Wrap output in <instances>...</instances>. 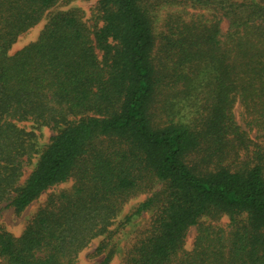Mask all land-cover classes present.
I'll return each instance as SVG.
<instances>
[{
    "label": "trees",
    "instance_id": "1",
    "mask_svg": "<svg viewBox=\"0 0 264 264\" xmlns=\"http://www.w3.org/2000/svg\"><path fill=\"white\" fill-rule=\"evenodd\" d=\"M60 1L0 0V203L19 215L74 182L18 237L0 230L3 264H76L97 238L108 264L115 218L156 183L124 219L150 214L121 264H264V145L232 113L239 100L264 132V0H98L92 32L73 10L47 14ZM175 4L210 18L168 16L156 34L157 8ZM44 17L37 38L12 52ZM21 122L54 134L38 147ZM224 215L227 235L201 222Z\"/></svg>",
    "mask_w": 264,
    "mask_h": 264
},
{
    "label": "rangeland",
    "instance_id": "2",
    "mask_svg": "<svg viewBox=\"0 0 264 264\" xmlns=\"http://www.w3.org/2000/svg\"><path fill=\"white\" fill-rule=\"evenodd\" d=\"M240 1V0H237ZM97 3L98 0H61L55 7L50 9L47 14L63 11H75L81 18L87 29L92 32L95 27L100 26L97 15ZM46 14V15H47ZM180 18L184 21H189L191 19L210 18V12L194 9L188 6L167 5L164 7H159L156 10V20L154 24V31L159 34L163 30V24L167 17ZM46 22V17L41 20L34 28L30 31L22 34L14 46L12 52L26 45L27 43L35 40ZM220 40H225L226 35L229 31L228 21L221 18L219 24ZM232 113L234 115L235 122L240 126V128L247 132V137L253 144L264 145V132L260 131L255 125L250 123L251 117L245 113L244 108L241 106L239 100L235 103ZM20 128L26 131H33L36 136V146L43 147L49 142V138L54 134L50 127H35L32 122H21L18 123ZM37 160V156H33L30 160L24 159L22 163V177L19 180L21 183L27 178L33 165ZM29 161V162H28ZM73 180H68L63 184L53 186L42 193L39 198L33 201L21 214H14L11 207H9V200H3L0 203V230H4L15 237H18L24 230L26 224L33 217L36 211L44 205L50 194L59 193L61 191H68L73 185ZM160 189V184H155L150 191L140 193L127 201L122 207L121 211L118 213L114 220V223L110 227L113 231V237L111 242H109L108 248L115 250V253L108 264H121L123 253L125 247L131 242V238L137 229L143 228L150 222V214H141L140 216L131 220L130 223L124 222L126 216H129L138 204L144 202L146 199L151 197L154 193L158 192ZM202 223H210L212 226L221 228L227 235L229 232V219L228 216H222L217 221H211L208 218H202ZM124 223V225H122ZM122 225V226H121ZM197 236L196 226L190 227L184 239L183 250L184 252H190L193 249L194 241ZM101 238H97L88 243L87 246L82 248L76 255V264H102L104 255H95L94 251L99 244ZM0 264H3V260L0 258Z\"/></svg>",
    "mask_w": 264,
    "mask_h": 264
}]
</instances>
